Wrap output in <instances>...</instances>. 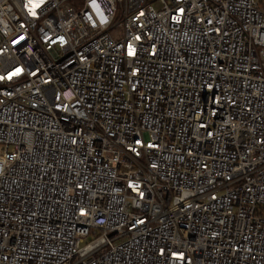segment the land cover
<instances>
[{
    "label": "built area",
    "instance_id": "1",
    "mask_svg": "<svg viewBox=\"0 0 264 264\" xmlns=\"http://www.w3.org/2000/svg\"><path fill=\"white\" fill-rule=\"evenodd\" d=\"M0 264H264V0H0Z\"/></svg>",
    "mask_w": 264,
    "mask_h": 264
},
{
    "label": "rangeland",
    "instance_id": "2",
    "mask_svg": "<svg viewBox=\"0 0 264 264\" xmlns=\"http://www.w3.org/2000/svg\"><path fill=\"white\" fill-rule=\"evenodd\" d=\"M72 2L75 3L76 7H81L84 4V0H71ZM112 35L116 38H120V36L122 35L123 31L121 28H115L112 32Z\"/></svg>",
    "mask_w": 264,
    "mask_h": 264
}]
</instances>
